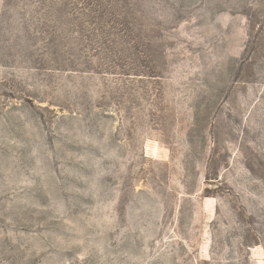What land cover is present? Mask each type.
<instances>
[{"label":"rangeland","instance_id":"1","mask_svg":"<svg viewBox=\"0 0 264 264\" xmlns=\"http://www.w3.org/2000/svg\"><path fill=\"white\" fill-rule=\"evenodd\" d=\"M0 264H264V0H0Z\"/></svg>","mask_w":264,"mask_h":264}]
</instances>
